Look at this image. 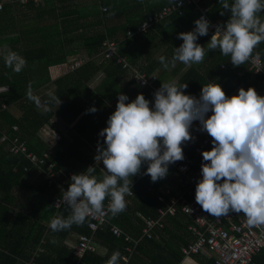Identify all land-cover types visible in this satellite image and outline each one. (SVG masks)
Wrapping results in <instances>:
<instances>
[{"label": "trees", "instance_id": "trees-1", "mask_svg": "<svg viewBox=\"0 0 264 264\" xmlns=\"http://www.w3.org/2000/svg\"><path fill=\"white\" fill-rule=\"evenodd\" d=\"M75 1L44 0L45 5L42 6V3L39 5L42 9L40 14L43 16L48 12L56 13L55 20L48 25L25 27L24 29L22 27L18 28L15 24L9 27L10 31L16 33L9 40L13 41L12 43L19 44V41H24L23 39L26 35H31L38 39L39 46L35 49L29 46L26 47L25 44L15 50L27 60V66L22 72L15 73L12 69L6 67L3 56H0V87H7L6 92L0 95V104L15 107L21 113V117L16 119L7 111L0 112V194L3 195L0 199V231H6V233L12 235L14 233L17 234L16 237H13L16 239L13 241L8 239V243H4L5 252L0 256L3 264H15L17 263L16 258H20L22 262H29L32 257L36 264H49L51 253L56 254L55 259L52 260V264H68L74 261L72 249L66 245H56L53 242V238L64 240L71 234L81 235L89 232L87 229V219L83 225L77 226L74 224L71 229L62 232H53L48 225L45 224V226L42 224V222H50L54 216L67 217L70 214L68 205L63 206L58 211L54 208V199L60 196L62 191L59 190L55 183L50 184L47 176L43 173V170L48 168L49 163H55L54 169L58 174V180L62 182L61 170L73 158V156L61 157V152L65 154L62 149L65 148L64 141L59 142L58 145L53 147V154L47 159L48 164H43L41 168L30 164L22 154H12L9 149L12 146V139H16L22 142L29 152H34L42 156L50 147L39 137V131L47 126L55 116L67 124H73L82 114L84 105L82 94L85 92V89L88 93L87 99L96 98V95L91 94L90 90L87 89L86 84L100 70L105 68L106 78L110 80H112V74L122 75L124 72L121 65H118L115 59H107L106 57L107 44L113 42L111 41L113 40L112 37L119 31L118 29H123L122 27L106 28L103 33L96 31L88 36H84L81 30L86 27L90 28V26L93 27L94 25L98 26V24H102L113 11H118L119 8H130L132 4L138 5L141 8L140 0H101V4L107 5L111 10V12L109 11L104 14L98 10L97 0H89L92 1L91 4L88 3L89 1L82 3L84 0H77V3L74 4ZM179 1L181 0H161L158 5H156V2L151 3L148 1L144 6L147 11V16L144 19L141 18L135 24H129V27L125 26L122 32L127 31L128 38L143 35L138 33L137 30L148 17L157 12H161L168 6L177 5ZM199 1L201 7L210 8L211 19L221 20L224 24L230 18V11L226 10L224 15L220 14L223 0ZM231 2L232 0H229V3ZM17 5L19 6V4ZM33 5L35 3L31 2L26 6L32 7ZM8 13H11V9L5 6L0 10V34H2L1 24ZM119 13L123 16V13L120 11ZM178 14L177 12L172 18H180L183 22L189 24L195 22L198 18L194 14V8L192 6H186L183 9L182 17ZM124 16L125 19H130L129 15ZM261 17L264 18V13H261ZM85 18L90 19L87 22H80ZM130 32L133 35H129ZM210 35L211 33L208 32L207 36L209 38ZM79 49L83 50L91 58L101 55L104 57V61L99 64L95 61L87 60L77 69L51 81L48 71L49 68L65 63L68 57L78 52ZM217 51L219 55L210 61L208 72L205 74L195 73V75H187L189 77H196L192 79L194 81L193 83L199 82L200 88L196 90L193 94L194 96L198 98L203 85L208 84L211 80H218V82L225 83V93L228 96L235 92L240 82L247 81L249 82L243 86L245 90L249 87H254L258 94L264 96V93H262L264 90L263 74H254L249 68V61L245 65L233 66L230 61V56H224L219 50ZM117 54L123 58L118 51ZM253 55L259 56L264 61V42L259 44L254 50ZM221 64H225L226 68H221ZM242 69L244 70L240 72ZM237 72H239L241 77L232 83ZM148 73L150 72L148 71ZM30 82H33L32 89L34 94L39 95L42 100L47 99L46 93L49 91V86L52 85L54 87L52 91L62 101L60 106L56 108V105L52 104L50 105L51 110L48 111L36 108V105L28 100L26 96ZM83 123V121L78 123L77 128L79 129ZM14 127L17 129L14 130ZM194 130L191 127L190 131L193 132ZM3 135L8 139L2 141L1 137ZM209 138L212 141L210 136ZM211 148L212 144L207 146L205 150H210ZM183 151L193 158L195 165L203 160L202 155L195 156L193 151L187 150L186 143L183 145ZM23 166L28 167L29 170H24ZM147 167V163H144L140 173L132 177L134 195L126 199V210L116 216H112L111 213L108 215L110 223L117 225L124 232H127L135 238L141 235L142 229L141 221L137 217V213L141 212L147 217L156 218V210L159 206H162L158 202L157 197L163 196L165 201H168L172 195L171 193L165 194L166 186L164 182L171 181L174 177H179L169 166V172L165 178L157 182H152L151 177L145 174ZM33 171L39 172L41 176L40 182H31L30 176ZM62 184L64 185L65 183L62 182ZM13 187H22L26 191V194L30 195L31 202L26 207L28 212L25 215H20V222L15 223L14 221L11 228L8 229V216L11 207L6 201L12 198L10 192ZM195 188L196 185L192 187V197L189 199L195 198ZM164 222L165 227L160 233V238L158 240L142 241L135 248L128 263H124L121 260L122 257L129 255L125 251V247L128 244L124 242L123 237H114L109 231V226H104L95 233V237L103 245L107 246L108 253L106 255L97 253L88 254L84 257V262L90 264H106L111 254L118 250L121 253L120 264H180L183 259L180 252L181 248L195 239L187 229L189 225H194V223L179 211L174 216H167ZM18 226L19 229L21 227L25 229V232H15ZM44 239L47 240L44 251L39 253L37 248ZM1 242L2 240L0 239V244ZM202 259L201 264H214L212 259L206 257H202ZM255 262L257 264H264V251L255 258Z\"/></svg>", "mask_w": 264, "mask_h": 264}, {"label": "clouds", "instance_id": "clouds-1", "mask_svg": "<svg viewBox=\"0 0 264 264\" xmlns=\"http://www.w3.org/2000/svg\"><path fill=\"white\" fill-rule=\"evenodd\" d=\"M226 10L230 18L216 25L206 45L197 43L212 26L205 16L195 20L193 30L180 32L178 38L183 43L174 49L171 60L159 57L163 68L167 70L177 62L189 67L202 63L210 50L217 49L230 56L233 66L245 65L264 42V0H223L220 14ZM0 55L15 73L27 66V60L6 45ZM32 83L26 96L36 108L48 111L52 104L60 106L62 101L54 91L49 90L47 99L42 100L34 94ZM187 87V83L175 80L162 82L152 106L142 93L131 102H127V94H118L116 109L99 132L103 144H97L95 165L73 173L69 187L61 192L70 214L51 219L53 232L83 225L90 215L104 213L106 200L110 201L107 212L112 216L126 210L127 195L133 193L132 177L140 173L144 163L148 165L145 174L157 182L168 175L170 164L184 160L183 145L194 139L190 131L194 121H199V130L212 138V148L202 152L196 202L217 219L231 212L242 213L249 228L264 226V96L254 87H241L237 94L228 96L220 84L210 82L203 85L197 98L186 94ZM96 110L93 106L88 111ZM101 161L103 174L98 177L96 166ZM120 259L116 250L106 264H120Z\"/></svg>", "mask_w": 264, "mask_h": 264}, {"label": "crops", "instance_id": "crops-1", "mask_svg": "<svg viewBox=\"0 0 264 264\" xmlns=\"http://www.w3.org/2000/svg\"><path fill=\"white\" fill-rule=\"evenodd\" d=\"M88 1L89 0H84L82 3H86ZM148 1H150L151 3L156 2V5H158L161 2V0H140L142 6L141 8L140 6L134 4H132L130 8L129 7L119 8L118 11H113V13L110 14V16H108L102 24H98V26L94 25L93 27L90 26V28L86 27L85 29H82L83 31L81 30V32L84 36H88L96 31L98 33L99 32L103 33L106 28L122 27L124 29L125 26L129 27V24L130 25L135 24L139 22L141 18L144 19L147 16V11L144 6ZM91 2L92 1H89L88 3L91 4ZM41 3L42 6L45 5L44 0ZM41 3L35 4L32 7H28L26 6L28 4L20 5L19 0L17 1L0 0V4H2L3 7L5 6L6 8L11 9V13H8L5 20L1 24L2 34H0V41H1L0 49H3L5 45L7 46V48H10L13 51H15L16 49L20 48L22 45L25 44L26 47L29 46L33 49L39 46L38 39L34 38L31 35H26V37H24L23 40L25 42L21 40L19 41V44L12 43L13 41H9V40L12 39V37L15 36L16 33L10 31L9 27L15 24L18 28L22 27L24 29L25 27H36V26L40 27L50 24L52 21L55 20L56 13L48 12L46 15L42 16L40 14L42 9L39 7ZM76 3L77 0L74 2V4ZM17 4H19V6ZM68 4L70 3L68 2ZM97 5H98V10L102 14L107 13L109 11L111 12L110 8L107 5L101 4V0H97ZM103 8H105L106 11L103 12L102 10ZM119 11L123 13V16L119 13ZM124 15H129L130 19L129 20L125 19ZM89 19L90 18H85L82 19L80 22H87L89 21ZM194 28H195L194 22L189 24L183 22L180 18L175 19L170 17L167 18L166 20L161 21L160 23L155 24L154 27L148 30L147 32L141 33L143 35H138L133 38L127 37V31L123 33L122 32L123 29H118L119 31L112 37L113 40L111 41L116 43L118 53L122 55L125 61H127L130 68L129 69L122 68L124 70L122 75L112 74L111 76L112 80L106 78L105 68L103 70H100L94 76V78L86 84L87 89L90 90L91 94L93 95L95 94L96 98L87 99L88 93L86 92L85 89V92L82 94L83 97L82 101L84 104L83 111L82 114L78 117V119L73 124H67L64 121H62L59 117L55 116L51 119L50 123L47 126H45L42 130H40L38 133L39 137L42 138L43 141H45L50 148L51 146L53 148L54 146L58 145L59 142L64 141L65 148L62 149L65 154H62L61 152L60 153L61 157L73 156V158H71V160L68 162V165H66V167L63 168V170H61V177L63 179L62 182L65 183L64 184L65 186L70 185L71 182L70 174L80 173L86 170L88 166L95 165L96 162L94 160V156L96 155L97 144L98 142L100 144H103V137L99 136V132L107 126L108 117L115 111L119 93L127 94V96L129 97V101L127 102H131V100H134L139 93H142L145 96V98L150 101V106H152L154 104V93L157 89L160 88L162 82H169L175 80L181 84L187 83L188 87L184 91L186 92V94H190V95H193L196 92V90L200 88L199 82L193 83L194 81L192 79L195 76L189 77L187 75L188 74L195 75V73L205 74L206 72H208L209 70L208 66L210 61L215 56L219 55V52L217 51L218 49L215 51L210 50L209 53L205 56L202 63L193 64L190 67L184 65L183 63L177 62L174 66L170 64L168 69L165 70L159 62V57L162 55L167 57L169 60H171V57L174 53V49L176 47H179L183 43V40L178 38V34L180 32L191 31ZM210 39L211 38H209L207 35L200 36L198 37L197 43L201 45H206ZM81 60L82 62L91 60L101 64L104 61V57L99 55L95 58H91L88 57L83 50L79 49L78 52L70 55L65 63L55 65L49 68L48 71H49L50 80L54 81L70 73L69 65L73 61H81ZM133 69L141 73H145L149 76H156L157 81L154 83L153 87L145 88L138 85L133 78L134 75ZM243 70L244 69L240 70V72H242ZM148 71L150 73H148ZM240 77L241 76L239 75V72H237V74L234 76L232 80V83H234L235 80H239L238 78ZM210 82H216L222 86L224 91L226 90L225 83L221 81L218 82V80H211ZM248 82L249 81L240 82L238 87L235 89V92L229 96L237 94L238 90ZM227 86H229V84H227ZM49 90H54V87H52V85L49 86ZM262 93H264V90ZM93 106L97 110L95 112L88 111ZM11 111L12 112L9 113L14 118L18 119L21 117V113L17 108L12 107ZM208 115H211V112H209ZM82 121L84 123L78 129L77 124ZM200 127L201 126L199 121L193 122L192 128H194L195 130L196 129L199 130ZM201 132L208 135L206 131H201ZM55 135L61 136V139L59 141H56ZM50 142L54 143V145H52ZM103 167L104 165L103 162L101 161L100 164L96 166L95 175L101 177L103 174V169H102ZM30 180L33 183L40 182L41 176L39 172L37 171L31 172ZM184 183L185 182L184 180L181 179V177H174L171 181H165L164 182L166 186L165 194L171 193L172 195H176L178 192L181 191V188ZM167 191L170 192L167 193ZM10 193L12 198L6 201V203L9 204L11 207V211L8 216V221H9V225L7 226L8 229L11 228L14 221L15 223L20 222V215L21 214L25 215V213L28 212V209H26V207H28L29 203L31 202L30 195L26 194V191L23 190L22 187H13ZM2 196L3 195L0 194V199L2 198ZM190 197H192V194ZM161 205L162 206L159 207H163V204ZM139 214H141V216ZM137 217L140 219L141 225L143 227L144 220L142 217L145 218L148 217L141 212L137 213ZM42 224L44 225L46 224L49 226L50 222L49 221L46 223L42 222ZM23 231L25 232V229H23L22 227L21 229H19L18 226L15 232L20 233ZM16 236L17 234L15 233L14 235H12L6 233V231H0V239L2 240L0 244L2 245L0 247V256H2V253L5 252L4 251L5 244L8 243L9 240L13 241L14 239H16L13 238ZM78 239H79V234H71L64 240L53 238V242L56 245L59 246L66 245L70 249H72L77 243ZM95 239L98 245L97 254L106 255L108 253L107 246L99 242V240H97L96 237ZM46 241L47 240L44 239L37 248L39 253H42L44 251V246L46 245L45 244ZM55 255L56 254L51 253V258H49V264H52V260L55 259ZM202 257L212 259L204 254H201L200 256L193 255L187 258L183 256V259L180 264H201V261L203 260ZM16 259H17V263L15 264H30V262L34 258L32 257V259L29 262H24V261L22 262L20 258H16ZM129 260L130 257H128V262ZM123 262L128 263L125 261ZM0 264H3L2 259L0 260Z\"/></svg>", "mask_w": 264, "mask_h": 264}, {"label": "built area", "instance_id": "built-area-1", "mask_svg": "<svg viewBox=\"0 0 264 264\" xmlns=\"http://www.w3.org/2000/svg\"><path fill=\"white\" fill-rule=\"evenodd\" d=\"M42 1L43 0H19L22 5L31 2L39 4ZM186 6H192L194 8V14L198 18L203 15L211 22L212 26L209 29L211 36L215 33L216 25L223 24L219 20L211 19L210 8L204 6L201 7L199 0H181L177 5L166 7L161 12H157L155 15L148 17L138 28V33L147 32L152 29L155 24L173 17L177 12L179 13V16H183V9ZM1 8L2 5L0 4V9ZM102 10L103 12L106 11L105 8ZM131 34L132 32L129 33V35ZM106 57L107 59H115L116 63L121 65L123 69L130 68L127 61L118 56L116 44L113 42L107 44ZM82 63V61H73L69 65V72L80 67ZM221 68H226V65L221 64ZM249 68L254 74H263L264 82V61L259 56H252L249 60ZM133 71L134 81L141 87H153L154 83L157 81L156 76H149L135 69H133ZM142 77L143 81L140 79ZM6 90L7 87H0V94L6 92ZM43 108L44 107H38V109ZM8 109L9 108L5 105H0V112H8ZM16 129L17 128L14 127V130ZM191 133L194 139L186 142V149L193 151L195 156H200L205 148L212 144V142L207 134H204L197 129ZM6 139L8 138L5 135L1 137L2 141ZM55 139L56 141H59L61 136L55 135ZM11 143L12 146L9 149L12 154H22L30 164L39 168H41L43 164H48L47 159L53 154L52 146L41 156L26 150L25 145L16 139H12ZM50 143L54 145V143ZM184 157V160L169 165L185 182L181 191L176 195H172L168 201H165L162 196L157 197V200L163 204V207L157 209L156 218L142 217L144 223L139 237L135 238L132 235L125 233L121 228L109 222L107 206L110 201L107 200L104 213L90 215L87 218V229L89 232L87 234L79 235L77 243L72 248L74 261H71L68 264H88L84 262V257L88 254L97 253L98 245L96 243L95 233L104 226H109V231L114 237H123L124 242L128 244V246L125 247V251H127L129 255L122 257L123 261L128 262V257L133 254L137 245L142 241L158 240L160 238V233L165 227V218H167V216H174L178 211L190 218L194 223V225H189L187 229L192 233L195 239L181 248V253L185 258L204 254L212 258L214 264H257L255 258L264 251V226L259 228H249L246 224V217L242 213L236 214L231 212L227 216L217 219L205 212L195 199H189L192 194V187L202 178L201 165L203 160L195 165L193 158L185 152ZM54 167L55 163H49L48 168L43 170V173L47 176L50 184L55 183L59 190L66 191L68 187L64 186L62 182H59L58 174ZM23 169L29 170L26 166H23ZM72 174H70V177ZM169 192L170 191H167V193ZM133 195L134 193H130L127 196L132 197ZM60 196H57L54 199L53 206L56 211L67 205ZM139 215L141 216V214ZM30 264H36L34 259Z\"/></svg>", "mask_w": 264, "mask_h": 264}, {"label": "rangeland", "instance_id": "rangeland-1", "mask_svg": "<svg viewBox=\"0 0 264 264\" xmlns=\"http://www.w3.org/2000/svg\"><path fill=\"white\" fill-rule=\"evenodd\" d=\"M4 93H5V92L1 93L0 95H2V94H4ZM1 104H2V103H1ZM1 104H0V105H1ZM5 106H6L7 108H9V109H8V112H12V111H11V110H12V107H9V106H7V105H5Z\"/></svg>", "mask_w": 264, "mask_h": 264}]
</instances>
